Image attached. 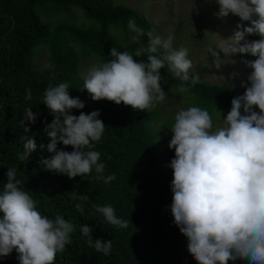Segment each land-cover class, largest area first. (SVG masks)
<instances>
[{
  "label": "clouds",
  "instance_id": "obj_1",
  "mask_svg": "<svg viewBox=\"0 0 264 264\" xmlns=\"http://www.w3.org/2000/svg\"><path fill=\"white\" fill-rule=\"evenodd\" d=\"M218 17L229 14L239 16L233 35L219 48L225 54L242 53L256 57L245 61L251 69L246 91L232 99L231 110L223 119V126L213 127V119L207 109L191 106L181 109L171 126L168 147L175 156L168 165L173 170L170 205L174 224L187 238V251L197 264H228L237 259L248 264H264V0H216ZM128 26L143 34L130 18ZM149 43L135 52L139 57L147 53V61L136 60L128 51L111 49L108 62L93 64L82 74L83 86L94 101L103 99L135 110L151 111L166 99L162 88L161 69L168 71L182 84L200 83L198 75H191L193 62L188 58V49L172 47V37L162 39L147 33ZM256 35L259 39L248 40ZM135 40L136 37H133ZM164 52L157 55L160 49ZM212 51V49L210 50ZM213 55L218 53L213 51ZM220 66L217 60L216 67ZM50 67V66H49ZM69 85L60 83L49 86L43 103L54 119L44 129L50 142L38 146L35 138L22 137L23 152L18 153L21 161L40 149L52 153L41 160L46 170L67 175L69 178L91 175L105 184L116 179L115 174L104 176L101 153L93 150L105 131L99 119V110L91 113L72 114V109H83L85 103L69 94ZM27 100L32 99L31 89H26ZM258 108L259 111L255 109ZM39 113L31 107L25 109L21 124L30 129L25 121L35 123ZM72 146V151L58 148V143ZM7 182L0 192V257L15 250L19 264H55L58 253L71 244L74 225L63 216L49 218L41 214L32 195L21 187L16 169L10 168ZM87 200L86 195L72 193V199ZM113 226L127 228L128 222L116 216L111 205H96ZM78 211L84 209L78 203ZM83 235L88 237L89 247L96 252L109 255L112 240L92 239V228L83 225Z\"/></svg>",
  "mask_w": 264,
  "mask_h": 264
},
{
  "label": "trees",
  "instance_id": "obj_2",
  "mask_svg": "<svg viewBox=\"0 0 264 264\" xmlns=\"http://www.w3.org/2000/svg\"><path fill=\"white\" fill-rule=\"evenodd\" d=\"M48 3L57 12L80 7L98 26L60 22L51 31L39 11L40 7L47 8ZM130 18L143 34L137 40L119 43L109 27L112 24L126 27ZM148 31V22L136 10L114 0H0V192L7 182L9 167L14 168L17 178L23 181L22 189L32 195L41 214L49 218L60 215L74 225L71 244L57 254L55 264H197L187 251V238L174 224L170 209L173 170L168 165L175 156V150L168 147L171 131L167 145L158 152L157 134L149 126L157 117L154 111L135 110L106 99L94 101L87 90H80L84 82L77 72L76 47L83 55L96 53L102 63L113 59L110 56L113 47L146 62L147 53L136 57L135 52L147 47ZM259 38L246 37L248 40ZM41 41L48 47L49 62L42 68H34L32 52ZM161 53L160 49L157 55ZM243 58L246 61L256 57L243 54ZM160 71L162 84L181 86L182 82L167 66ZM60 83L68 84L70 96L79 97L85 103L83 109H72V114L99 110L98 118L104 122L105 131L102 139L94 142L93 150L101 153L100 162L105 165L103 175L115 174L112 182L105 184L96 179L95 170L91 175L75 178L46 170L41 160L52 155L46 148L38 147L28 160L18 158L17 154L23 152L22 137L35 138L38 146L50 142L44 129L54 117L43 103V96L49 86ZM185 86L204 106L221 109L226 116L232 99L238 96L223 85L202 80L194 87ZM26 89H31V100L25 98ZM28 107L39 115L35 123L25 121L30 129L26 131L21 121ZM174 122H170L171 126ZM58 148L73 150L62 142ZM72 193L78 197L86 195L88 199H72ZM78 203L83 213L77 210ZM96 205H111L116 216L128 222V227L119 228L106 222ZM83 225L92 228L93 240H112L109 255L88 246V237L81 231ZM0 264H19L18 253L13 250L8 256L0 257ZM228 264H247V261L237 259Z\"/></svg>",
  "mask_w": 264,
  "mask_h": 264
},
{
  "label": "rangeland",
  "instance_id": "obj_3",
  "mask_svg": "<svg viewBox=\"0 0 264 264\" xmlns=\"http://www.w3.org/2000/svg\"><path fill=\"white\" fill-rule=\"evenodd\" d=\"M117 4L129 6L144 18L154 36L162 39L172 37L173 49L181 46L188 49V58L193 66L190 72L198 75L200 80L212 84H219L229 88L236 95H242L246 89L243 86L251 72L245 64L242 53L225 54L219 47L226 43L236 30L237 24L242 23L239 16L229 14L227 17H218L219 5L216 0H114ZM40 16L49 24L52 31L60 22H68L82 27L98 26V22L87 17L80 7H72L68 11L57 12L53 4L47 8L40 7ZM136 27L140 29L137 25ZM109 31L119 43L126 44L137 40L140 33L118 25H110ZM46 42H39L33 49L31 61L34 68H42L49 62ZM212 49V51H210ZM164 52V49L161 48ZM213 51L218 53L213 55ZM77 58V72L83 81L82 74L93 64H101V58L96 53L83 55L80 48H75ZM217 60L220 66L216 67ZM84 82V81H83ZM186 87V86H185ZM166 93L164 102L159 103L151 111L157 117L149 123L151 130L157 134V150L162 151L170 137V122L181 109L198 106L207 109L213 119L214 129L223 126L225 113L221 109L206 107L196 94L188 87L180 92V87H171L162 84ZM120 104H124L121 102ZM248 264V262H247Z\"/></svg>",
  "mask_w": 264,
  "mask_h": 264
}]
</instances>
